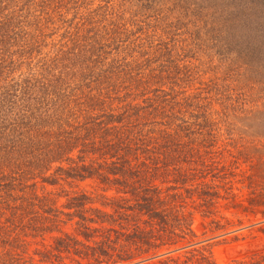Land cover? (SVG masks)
Segmentation results:
<instances>
[{"label": "trees", "instance_id": "16d2710c", "mask_svg": "<svg viewBox=\"0 0 264 264\" xmlns=\"http://www.w3.org/2000/svg\"><path fill=\"white\" fill-rule=\"evenodd\" d=\"M212 3L0 0V264H215L252 46ZM89 177L98 205L36 188Z\"/></svg>", "mask_w": 264, "mask_h": 264}, {"label": "rangeland", "instance_id": "374dc122", "mask_svg": "<svg viewBox=\"0 0 264 264\" xmlns=\"http://www.w3.org/2000/svg\"><path fill=\"white\" fill-rule=\"evenodd\" d=\"M206 1L209 5L215 1V6L240 8L251 19L239 28L248 35L245 37L252 47L248 51L250 58L238 59L241 66L237 76L239 89L249 94L250 110L247 116L235 120L231 138L226 140L230 145L226 143L222 148L226 159L231 154L237 156L227 176L236 205L228 208L218 205V212L226 215L228 222L223 229L200 236L196 245L215 264H264V0ZM36 186L38 191L51 194L59 206L65 201L64 192H84L92 197L93 205H98L99 194L113 192L92 177L69 184L36 183ZM218 201L222 204L224 199ZM199 222L195 214L192 224L196 232L201 230ZM63 229L69 230V225L64 224ZM180 250L175 254H180Z\"/></svg>", "mask_w": 264, "mask_h": 264}, {"label": "water", "instance_id": "95a60500", "mask_svg": "<svg viewBox=\"0 0 264 264\" xmlns=\"http://www.w3.org/2000/svg\"><path fill=\"white\" fill-rule=\"evenodd\" d=\"M134 263V262H133Z\"/></svg>", "mask_w": 264, "mask_h": 264}]
</instances>
